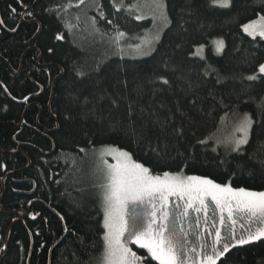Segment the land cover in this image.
<instances>
[{
    "label": "trees",
    "instance_id": "trees-1",
    "mask_svg": "<svg viewBox=\"0 0 264 264\" xmlns=\"http://www.w3.org/2000/svg\"><path fill=\"white\" fill-rule=\"evenodd\" d=\"M138 1L0 0V264H101L102 181L91 170L104 148L153 175L264 191V76L246 79L264 63V39L242 29L264 2L162 0L159 40L137 58L126 51L156 31L136 18ZM246 113L249 141L232 151L216 137ZM218 264H264V239Z\"/></svg>",
    "mask_w": 264,
    "mask_h": 264
},
{
    "label": "snow or ice",
    "instance_id": "snow-or-ice-1",
    "mask_svg": "<svg viewBox=\"0 0 264 264\" xmlns=\"http://www.w3.org/2000/svg\"><path fill=\"white\" fill-rule=\"evenodd\" d=\"M19 2L22 4L23 0ZM212 3L226 8L231 0H212ZM113 6L117 10L120 8ZM155 6L166 20V5L162 0H155ZM11 11L16 12V9ZM3 23L0 20V24ZM242 29L253 39L256 36L264 39V16L242 25ZM124 35L118 32L117 42ZM154 39L159 40V35ZM213 43L219 54L224 41ZM202 51L203 46L197 54ZM262 76L264 63L259 65L258 74L249 75L246 79L256 81ZM252 126L250 115L244 114L228 141L234 144L233 151H239L241 145L248 143ZM235 133L241 135L237 137ZM113 152L117 153L115 164H108L103 153L100 156L104 167L101 169L103 182L99 185V194L105 229L101 264H148L150 260L158 264H218L231 249L264 239V227H257L255 231L245 227V219L253 224H264V191L233 188L230 183L220 184L201 176H183L182 172L173 174L165 171L162 176L153 175L143 164L129 162L127 152L111 149L109 154ZM170 197L182 200L183 207L177 204L176 211L170 212ZM209 199L214 208L207 203ZM189 210L202 213V217H196V226L197 229L202 227L203 231L190 230ZM238 221L241 225L239 235L233 228ZM129 245L146 250L147 255H138Z\"/></svg>",
    "mask_w": 264,
    "mask_h": 264
},
{
    "label": "rangeland",
    "instance_id": "rangeland-1",
    "mask_svg": "<svg viewBox=\"0 0 264 264\" xmlns=\"http://www.w3.org/2000/svg\"><path fill=\"white\" fill-rule=\"evenodd\" d=\"M136 4H137V6H135V8H131V9L132 10L139 9L140 13H137L138 14L137 16L143 17L142 15H147L150 19H152V21H153L152 29H154V30H152V32L156 30L154 37L159 35L158 31H160V28L162 27V25L164 23H163V18L161 16L160 12L156 9L155 0H150V1H148V0H139L138 3H136ZM256 20H258V19H256ZM144 35H145V33L138 40V43L141 44L142 46H144V48L136 47V46L139 45V44H137L134 48H131L128 51H126V54L131 53L133 55V57H137V58L138 57H144V56H147V55L150 54L156 39L153 38L150 41V43H149V40H147V38H146L147 42L145 41L144 37L146 35L145 36ZM256 37H259V36H256ZM240 120L241 119L239 117L236 118L235 121L233 122V124L230 127H226L225 129L221 130V132H219V134L216 137L217 141H219L224 146L229 147V149H231V150L233 149L234 144L233 143H229L228 141L233 136L235 127L239 123ZM235 134H238L239 136L241 135L240 133H235ZM111 149H113V148H104V149L98 151L95 154V164H93V166H92L93 168L91 170V174L93 175L94 181H96L97 183H99L100 181L103 182V172L101 171V169L104 167V165L101 163V160H100L101 154L103 153V159L106 160L108 162V164H115L117 162V160L114 159V156L117 153L113 152V153L109 154ZM118 151H121V150H118ZM120 159H124V158L121 157ZM129 162H133V161H131L130 157H129ZM170 201L178 202L183 207V201L182 200H178L177 197H170ZM207 203L210 205V208H214L215 207V205L211 202L210 199L207 201ZM143 206L144 205H142V207ZM148 207L150 209L151 206L148 205ZM189 211H190V216L188 218H190L192 223H194L195 226H196V217L198 215H200L202 217V213L198 214V213H195V212H193L191 210H189ZM245 227H248V226L245 225ZM261 227H264V224L261 225ZM233 228L235 229L237 235H239V233L241 231V225H240L239 221L235 225H233ZM251 228H252L253 231H255V229L257 227H252L251 226ZM198 230L203 231L202 227L200 229H198ZM129 246L131 247V245H129ZM101 261H102V259H101ZM189 264H191V263L189 262Z\"/></svg>",
    "mask_w": 264,
    "mask_h": 264
},
{
    "label": "flooded vegetation",
    "instance_id": "flooded-vegetation-1",
    "mask_svg": "<svg viewBox=\"0 0 264 264\" xmlns=\"http://www.w3.org/2000/svg\"><path fill=\"white\" fill-rule=\"evenodd\" d=\"M177 204H179L180 206H181V204L180 203H178V202H175V201H170V206H169V211L171 212V211H176V205ZM141 207H142V205H141ZM182 207V206H181ZM188 219V221L190 222V224H191V231H197L198 229H197V227L195 226V224L194 223H192V221H191V219L190 218H187ZM191 263V262H190Z\"/></svg>",
    "mask_w": 264,
    "mask_h": 264
},
{
    "label": "water",
    "instance_id": "water-1",
    "mask_svg": "<svg viewBox=\"0 0 264 264\" xmlns=\"http://www.w3.org/2000/svg\"><path fill=\"white\" fill-rule=\"evenodd\" d=\"M4 181H5V179H2V186H3V184H4ZM53 214H55V212H52ZM56 215V214H55ZM57 216V215H56ZM57 217H59V216H57ZM6 243H7V241H6V239H5V242H4V247L6 246ZM3 247V249H2V252H1V256L4 254V250H5V248ZM0 256V257H1ZM49 261H50V252H49Z\"/></svg>",
    "mask_w": 264,
    "mask_h": 264
}]
</instances>
